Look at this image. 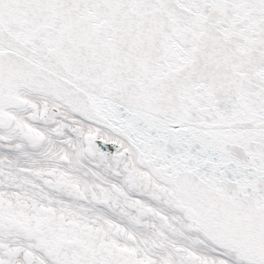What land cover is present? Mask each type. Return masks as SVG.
<instances>
[{"label":"snow or ice","instance_id":"snow-or-ice-1","mask_svg":"<svg viewBox=\"0 0 264 264\" xmlns=\"http://www.w3.org/2000/svg\"><path fill=\"white\" fill-rule=\"evenodd\" d=\"M0 264H264V0H0Z\"/></svg>","mask_w":264,"mask_h":264}]
</instances>
